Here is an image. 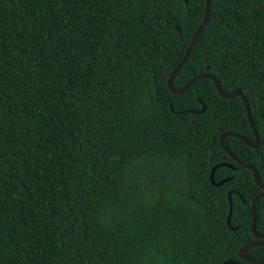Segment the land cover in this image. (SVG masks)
I'll return each mask as SVG.
<instances>
[{"label":"trees","instance_id":"16d2710c","mask_svg":"<svg viewBox=\"0 0 264 264\" xmlns=\"http://www.w3.org/2000/svg\"><path fill=\"white\" fill-rule=\"evenodd\" d=\"M205 3L0 0V264H251L261 190L218 143L254 140L244 105L166 83ZM205 73L248 101L258 147L224 146L264 183V0H209L172 86Z\"/></svg>","mask_w":264,"mask_h":264},{"label":"water","instance_id":"95a60500","mask_svg":"<svg viewBox=\"0 0 264 264\" xmlns=\"http://www.w3.org/2000/svg\"><path fill=\"white\" fill-rule=\"evenodd\" d=\"M184 1V4L187 5L188 4V0H183ZM208 9H209V0H206V3H205V11H204V15H203V18L200 22V24L198 25V27L196 28V30L194 31L192 37H191V40L182 56V58L180 59L179 63L176 65V67L171 71V73L169 74L168 78H167V88L169 89V91L173 94V95H180L182 93H184V91L192 84L194 83L195 81L197 80H200V79H208L210 80L216 90H217V93L218 95L221 97V98H224V99H230V98H233V97H240L243 105H244V108L246 110V116H247V120L249 122V125L251 127V130H252V133H253V137H254V140L253 141H250L248 139H246L245 137L241 136L240 135H236V134H232V133H224L222 135L219 136L218 138V143H219V146L220 148L237 164L239 165L240 167L250 171L252 173V177H253V182L255 184V186L257 188H259L261 190V193L259 195H257L252 201H251V204H250V212H251V225H250V228H251V233L253 235V238L256 239V240H260V242L258 243H254V244H250L246 247H243L240 249L239 251V258L242 260V261H245V262H248V263H251V264H264V262H261V261H257V260H254L252 258H249L247 256H245V252L250 249V248H257V247H264V233L263 234H257L256 232V215H255V207H256V203L259 201V200H263L264 199V183H262L256 173V171L254 170V168L251 166V165H248V164H244L242 162H240L234 155H232L230 153L229 150H227L224 146V139L226 138H229V137H232V138H235L237 140H239L240 142H242L244 145H246L248 148L252 149V150H255L258 145H259V137H258V134L253 126V123H252V119L250 117V109H249V104H248V101L246 100V98L243 96L242 92L238 89L236 90H233L229 93H224L222 91V89L220 88L216 78L208 73H205V74H201V75H198V76H195L193 78H191L188 82H186L181 88H179V90L177 89H174L173 86H172V80L174 78V76L176 75V73L179 71V69L181 68L182 64L184 63V61L186 60L192 46H193V43L197 37V35L201 32V30L204 28L205 24H206V20H207V14H208ZM177 30H179L178 27H176ZM200 102V101H199ZM201 109L199 111H190V112H179V113H174L173 110H172V107L171 105L169 106V109L170 111L173 113V114H178V115H183V114H191V115H200V114H203L204 111H205V106L203 103H201ZM226 165H216L215 167H213L211 169V172H210V175H209V180H210V183L215 187V188H219L221 187L223 184L231 181V178L230 179H225L223 181H220L219 183H215L214 182V173L217 169L221 168V167H224ZM234 192H229L228 195H227V200H228V204H229V211H228V215H227V218H226V224H227V227L229 228V230L231 231H236L237 228H232L231 225H230V217H231V213H232V203H231V195H233ZM223 264H232V263H223Z\"/></svg>","mask_w":264,"mask_h":264}]
</instances>
